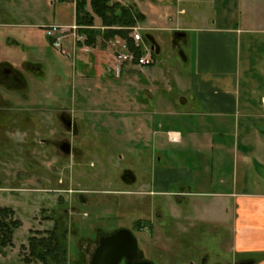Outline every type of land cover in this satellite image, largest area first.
Here are the masks:
<instances>
[{
  "label": "crops",
  "instance_id": "crops-1",
  "mask_svg": "<svg viewBox=\"0 0 264 264\" xmlns=\"http://www.w3.org/2000/svg\"><path fill=\"white\" fill-rule=\"evenodd\" d=\"M232 1L234 9L236 0ZM165 2L161 4L163 7L156 3L155 12L150 9L149 15L155 16L150 19L152 23L138 26L155 41L153 53L158 55L161 45L152 31L170 32L174 48L181 52L180 43L193 48L195 44L194 57L193 54L184 56L191 67L185 85L168 71L161 86H156L157 78L152 79L151 86L147 85L151 75L160 70L154 60L141 68L123 64L117 77L109 70L115 67V59L105 42L107 28H102L101 22L94 23L93 44L78 43L70 51L71 69L67 70L64 61L68 57L51 45L47 34L46 43H38L30 28L42 27L46 33L44 25L73 23L74 3L70 23L52 19L13 24L18 30L0 32V47L14 49L5 55L7 58L18 50L16 42L26 56L35 48L42 55L46 46L53 48L63 58L61 61L52 54L53 75L63 67L66 74L70 73L71 116L65 109L58 111H66L75 123L76 132L71 133L72 137L86 134L92 126L86 115L92 107L90 101L95 106L102 104L99 109L92 108L99 113L94 122L121 150L139 153L138 157L143 156L142 160L151 166L150 188L136 190L138 194L177 195L174 201L182 206V227L190 223L187 212L190 210L202 222L228 228L234 256L252 253L257 258L251 264H264V5L259 8L262 17L247 21L244 17L243 26L234 23L190 28L178 21V15L185 13L184 8L172 0ZM241 4V11L247 16L245 0ZM140 13L144 15L143 10ZM175 31L183 35L176 37ZM256 44L259 54L252 51ZM33 59L44 68L38 57ZM109 76L119 78V82L113 83ZM169 81H173L175 94L170 90ZM98 95H107L108 99L95 101L93 97ZM132 176V182L136 181L133 171ZM173 185L177 189L173 190Z\"/></svg>",
  "mask_w": 264,
  "mask_h": 264
},
{
  "label": "rangeland",
  "instance_id": "rangeland-1",
  "mask_svg": "<svg viewBox=\"0 0 264 264\" xmlns=\"http://www.w3.org/2000/svg\"><path fill=\"white\" fill-rule=\"evenodd\" d=\"M118 1L126 5L135 4L138 12L143 10L145 18L136 24L140 25L152 23L150 19L155 16L149 15L150 9L155 12L156 3L163 7L161 4L167 0ZM172 1L184 8L185 13L178 15V21L190 28L231 26L234 23L243 26L244 17H247L246 21L262 17L259 8L264 5V0H245L248 12L244 16L241 11L243 0H236L234 9L232 0ZM49 3V0H0V32L18 30L13 24L25 22L72 21V3H60L58 0L54 4ZM95 18L94 23H100V19ZM30 29L34 30L38 43H46L44 28ZM141 32L144 34L145 30ZM151 34L158 38L161 45L160 54L153 53L154 63L160 70L158 74L151 75V81L149 79L146 84L151 86L152 79L157 78L155 84L161 86L168 71L172 76H178L181 84L185 85L191 67L184 56L191 57L193 54L194 57L195 44L193 48L180 43L181 52L174 48L170 32L152 31ZM52 49L46 46L42 55L35 48L28 55L30 60L38 57L44 68H40L41 74L26 72L29 79L27 91L19 94V91L10 92L0 87V105L8 104L0 106V207L12 208L14 217L21 221L14 231L13 244L0 253V264H42L29 255L28 239L43 235L54 227L55 221L59 222L58 231L65 244L64 264H89L101 234L120 227L131 229L138 220L143 221L139 225L144 228L140 234L149 237L148 234L152 233L157 247L166 248L165 254L162 252L161 256H155L156 264H179L178 260L172 261L168 249L173 247L169 237L181 233L182 264H223L229 261L233 254L228 228L202 222L188 210L191 220L183 224V229L182 206L174 201L177 195L148 196L136 192L150 188L151 166L142 160L143 156L138 157L139 153L128 154L121 150L115 140L94 122L99 113L92 108L99 109L102 104L95 106L90 101L92 107L86 115L90 117L92 126L86 134L72 137V132L67 131L60 121L58 111L65 109L68 114L65 113L71 116L69 108L73 104V93L70 73L66 74L63 67L53 75L52 54L61 61L63 58ZM12 50V47H0V56ZM252 51L259 54L257 44ZM71 56L70 53L66 58L68 62L64 61L67 70L71 69ZM108 79L113 83L119 82V78L112 76ZM169 87L175 94L173 81H169ZM93 99L105 101L108 96L98 95ZM108 130L111 132V127ZM62 140L76 147V153H63L56 145ZM124 170H132L137 180L124 182L121 178ZM171 188L174 190L177 186ZM157 205L161 206L160 218L152 215V209ZM242 256L237 257L242 260L257 258L252 253Z\"/></svg>",
  "mask_w": 264,
  "mask_h": 264
},
{
  "label": "trees",
  "instance_id": "trees-1",
  "mask_svg": "<svg viewBox=\"0 0 264 264\" xmlns=\"http://www.w3.org/2000/svg\"><path fill=\"white\" fill-rule=\"evenodd\" d=\"M100 19L101 25L107 29L104 35L107 38L118 35L127 40L131 48L133 40L129 37L127 27L134 26L144 20L145 16L138 12L134 4H123L118 0H77L75 4V22L82 26H93L94 17ZM87 34L85 44L91 45L94 40V29L83 28ZM146 42L147 39H145ZM139 55L141 51L135 49ZM143 221H135L137 227ZM21 224L14 217V211L10 207H0V253L13 244V234ZM59 222L55 221L54 227L46 230L41 236H32L28 239L29 255L42 264H64L66 262V249L61 232L58 231Z\"/></svg>",
  "mask_w": 264,
  "mask_h": 264
},
{
  "label": "flooded vegetation",
  "instance_id": "flooded-vegetation-1",
  "mask_svg": "<svg viewBox=\"0 0 264 264\" xmlns=\"http://www.w3.org/2000/svg\"><path fill=\"white\" fill-rule=\"evenodd\" d=\"M15 46L18 50L12 54L11 58H7L5 56L6 54L0 56V87H3L4 89L10 92L19 91V94H21V91H27L29 87V79L26 76V72L41 74L39 72L41 67L34 60H30L28 56H26V54L21 51L22 47L20 44H18V42L15 43ZM22 95L25 96V93L22 92ZM5 105L8 106L7 103H4L0 106ZM59 118L60 121L63 123L64 127L67 129V131H70L72 133L76 132L75 123L70 120L69 117H67L65 112H60ZM56 145L66 155L75 154L77 150L76 147L72 146L69 141L66 140L57 142ZM121 178L124 182H131L133 179L132 170H124L121 175ZM159 208L160 206L157 205L152 209V215L156 218H160L161 211ZM129 230L131 231L132 235L136 240L135 253L131 258L122 256L118 260L117 264H156L155 256H161L162 252L165 254L164 249L166 248L164 246H162V248H160L161 246L157 247V244L155 243L156 241H154L152 233L148 234L149 237L141 235L140 233L144 230V228H141V226L137 227L135 223H133L132 228ZM115 231L116 230H112L109 233H103L99 236V238L104 235L112 234ZM169 239L171 240V243L173 245L172 248L168 249L171 258H173L172 261L178 260L179 264H182V233L178 236H171L169 237ZM251 261L252 259L242 260L239 259L237 256L233 255V257H231L229 261H226L223 264H251ZM216 264L220 263L217 262Z\"/></svg>",
  "mask_w": 264,
  "mask_h": 264
},
{
  "label": "built area",
  "instance_id": "built-area-1",
  "mask_svg": "<svg viewBox=\"0 0 264 264\" xmlns=\"http://www.w3.org/2000/svg\"><path fill=\"white\" fill-rule=\"evenodd\" d=\"M57 0H51L54 2ZM58 1H68L76 4L77 0H58ZM46 28V34L50 37L51 45L57 49L60 53L70 56V51L78 45V43H85L87 39V34L82 31L83 28L93 26H82L77 24L75 21L68 25L63 24H48L44 25ZM106 28L105 26H101ZM129 37L133 40V48L130 47L126 39L119 36L110 37L105 40L108 46L111 48L114 59L115 67L109 68L112 70L116 76L120 73L121 65L129 64L134 65L139 68L151 65L153 63V49L145 41L141 33L142 27L138 25L129 26ZM69 46L66 49V46ZM135 49H139L141 53L137 55Z\"/></svg>",
  "mask_w": 264,
  "mask_h": 264
},
{
  "label": "water",
  "instance_id": "water-1",
  "mask_svg": "<svg viewBox=\"0 0 264 264\" xmlns=\"http://www.w3.org/2000/svg\"><path fill=\"white\" fill-rule=\"evenodd\" d=\"M181 34L183 35L181 31L174 32L176 37ZM144 37L150 42L152 49L156 48L155 41L148 34L145 33ZM135 249L136 240L131 231L127 228H120L112 234L99 238L89 264H117L122 256L131 258L135 253Z\"/></svg>",
  "mask_w": 264,
  "mask_h": 264
}]
</instances>
